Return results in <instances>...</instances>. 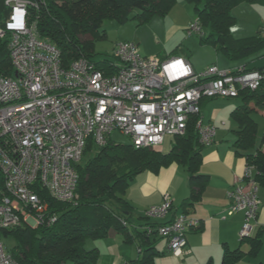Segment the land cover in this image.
<instances>
[{"label": "built area", "instance_id": "2783aa9c", "mask_svg": "<svg viewBox=\"0 0 264 264\" xmlns=\"http://www.w3.org/2000/svg\"><path fill=\"white\" fill-rule=\"evenodd\" d=\"M5 3L10 13L0 36L9 34L14 75L0 73V233L56 221L41 188L56 200L78 203L76 164L89 141L104 146L118 129L136 147L158 148L168 134L184 135L190 118L198 116L200 141L211 144L217 126L204 120L203 100L236 98L242 90H256L264 82V66L212 64L197 70L183 56L144 55L132 40H120L114 46L112 54L121 62H115L114 71L106 72L85 56L65 66L60 49L40 37L37 21L29 18V8L39 9L45 1ZM194 33L205 34L198 17L187 27L188 35ZM256 175V167L247 163L228 191L227 213L244 212L242 238L252 234L261 208ZM172 207L166 193L163 202L151 206L145 215L164 217ZM200 224L199 218L180 213L156 230L166 238L169 252L179 256L189 252L187 235ZM0 264H21L1 236Z\"/></svg>", "mask_w": 264, "mask_h": 264}, {"label": "trees", "instance_id": "16d2710c", "mask_svg": "<svg viewBox=\"0 0 264 264\" xmlns=\"http://www.w3.org/2000/svg\"><path fill=\"white\" fill-rule=\"evenodd\" d=\"M43 1L45 3L39 9L29 8V18L37 21L39 36L60 49L63 65L69 66L75 59L85 56L106 72L114 71L113 68L118 66L114 60L109 56L93 59L95 40L106 34L105 30H100L104 19L124 23L129 19L130 11L136 7L139 8L141 20L145 22L154 15L165 16L176 3V0ZM189 1L195 3V17L210 30L209 35L205 33L200 36L202 44L213 43L218 51L224 52L230 59L248 55L264 44L261 28L248 37H237L232 31L237 22V17L232 13L235 6L242 2L264 5V0ZM9 13L10 7L5 0H0V27L5 25ZM0 73L14 75L9 34L0 36ZM239 98L241 103L231 111V117L237 124L234 146L246 158V163L256 167V180L259 186H264V134L261 145L253 150L259 126L255 113L264 109V82L256 90H242ZM197 118H190L186 133L175 135L173 146L166 152L153 147H136L133 143L118 144L112 139L104 146L89 141L83 157L94 149L93 156L76 164L80 175L78 203L56 200L46 189H39L41 197L49 203L50 211L56 213L57 219L51 225H22L1 231L0 236L11 235L15 240L10 250L12 255L21 264H66L68 261L72 264H98L99 249L86 248V240L105 238L111 229L128 236L133 225V206L124 196L127 187L142 171L158 172L172 163L181 164L188 172L191 193L181 205L184 208L182 213H188V206L201 198L209 182V176L200 171L205 144L200 141L196 129ZM144 219L143 231L137 237L142 257L134 260L133 264H153L158 252L152 237L164 238L158 235L156 229L166 222H153L146 215ZM242 241L250 242L249 252L252 255L262 245L259 236L250 235L242 238ZM244 255L241 247L231 249L225 246L221 264H234ZM207 264L214 263L210 260Z\"/></svg>", "mask_w": 264, "mask_h": 264}, {"label": "crops", "instance_id": "0c3cea01", "mask_svg": "<svg viewBox=\"0 0 264 264\" xmlns=\"http://www.w3.org/2000/svg\"><path fill=\"white\" fill-rule=\"evenodd\" d=\"M232 13L236 15L237 21L239 15L248 14L252 17L247 26H237V29L234 30V27L238 24L236 22L232 31L237 37L255 35L261 26L264 25L263 4L242 2L233 8ZM191 19L189 15L180 20L178 25L181 31L184 29L187 32V27L192 22ZM194 34H187V37H182L176 47L171 50H166L167 54L172 53V56L178 55L187 58L197 70L205 69L212 64H216L220 68H228L241 63L255 68L264 66V51H262L264 44L248 55L237 59H230L224 52L218 51L217 47L215 49L210 47L211 49L209 50L211 53H209L207 58L202 56L196 57L194 54L192 55V51L190 53L185 49L189 45L188 42L197 43V39H191ZM182 45H185V47ZM143 54L160 59L169 57L158 54L150 55L146 52ZM213 99L217 98L203 100V118V108H206L210 100ZM257 113L261 115L258 124L261 126L264 123V109H259L255 113V117ZM204 120L206 119L204 118ZM206 122L215 123L213 120H207ZM219 132L220 127L217 125L215 141L205 145L203 150L204 156L200 171L209 176V182L201 198L193 205L188 206L187 209L190 215L201 220V224L198 227L192 228L187 235L189 252L179 256L174 255L168 250L166 238L152 237L155 240L154 246L158 252L154 257L153 264H207L210 260L214 264H221L225 246L231 249L241 247L244 251L245 255L234 264H264V186H259L261 208L251 234L253 237L259 236L262 239V245L258 252L252 255L249 252L251 249L250 242L242 241L240 235V230L244 222V212L236 210L232 214L227 213V209L231 203L228 191L234 186L237 179L243 175L247 164L246 158L239 154L234 146L237 139L236 131V136L232 141L224 139V131L220 134ZM157 149L166 152L161 146ZM180 166L182 165L172 163L167 167L161 168L158 172L144 170L135 176L133 184L127 187L124 195L133 206V225L129 229L128 236L116 231L117 233L114 235L109 236V233L105 238L93 239L91 241V247L98 248L100 252L98 264H119L123 261L133 264L134 260L142 257V253L139 250L140 240L137 237L143 231L145 223L144 216L147 209L151 206L159 205L163 202L166 193L171 196L173 208L164 217L152 218L151 220L156 223H165L182 213L184 208L181 205L183 200L189 197L191 185L188 179H183L181 182L177 180L178 168ZM175 182L179 183L175 185Z\"/></svg>", "mask_w": 264, "mask_h": 264}, {"label": "rangeland", "instance_id": "374dc122", "mask_svg": "<svg viewBox=\"0 0 264 264\" xmlns=\"http://www.w3.org/2000/svg\"><path fill=\"white\" fill-rule=\"evenodd\" d=\"M194 8L195 3L192 1L176 0V3L168 14H166L165 16L154 15L150 20L145 22L141 20L139 8L136 7L130 11L129 19L124 23H119L118 21L109 18L104 19L100 30H105L106 34L105 36L98 37L95 40V54L93 56V59L100 60L106 56H109V58L114 60V62L120 64V60L115 58L112 54L114 46L120 40L135 41L139 45L143 53L146 52L150 55L158 54L160 56H172L173 54H167L166 50L173 49L177 44L180 43L182 37H187L186 30L183 29L181 31L178 23L180 22V20L186 18L189 15L192 18L191 21H193L195 16ZM251 19V15H239V19L237 21L238 24H236L234 30L237 29V26H247L250 23ZM204 32H206L207 35L210 34V30L207 26H204ZM199 35L201 34H194L191 37V39H197V43L188 42V47H185V45L182 46H184L185 49H187L190 53L192 51V55L194 54L196 57L202 56L207 58L209 53H211L209 49H215L216 46L213 43L202 44L201 37ZM86 37L90 38L89 35H87ZM262 51H264V49ZM223 57L226 59L225 56ZM239 103H241V98L239 97L217 98L210 100L206 108H203L204 118L206 119L205 121L213 120L215 122L214 124H217L220 127L219 134L224 131V139H228L230 141L235 138L236 133L234 130L237 127L235 121L230 115V111ZM260 117L261 115L257 113L256 118L258 119V124L260 122ZM263 134L264 123H262L261 126H258L256 147L253 150H256L261 145ZM110 138L118 144L132 143L131 137L122 133L118 129L112 131ZM174 141L175 135L168 134L161 147L164 151H168L173 146ZM93 154L94 149L87 155H84L81 162L83 163L87 160V158L93 156ZM178 169L179 171L177 173V180L181 182L183 181V179H188V172L185 170V168L183 166H180ZM176 183L178 184L179 182H175V185ZM132 184L133 181L130 185ZM109 233L110 236L116 234L117 232L115 229H111ZM1 239L4 241L8 250H11L15 245V240L11 235L7 237L2 235ZM92 240L93 238H88L86 240V248H94L90 245ZM66 264H72V262L68 261Z\"/></svg>", "mask_w": 264, "mask_h": 264}]
</instances>
